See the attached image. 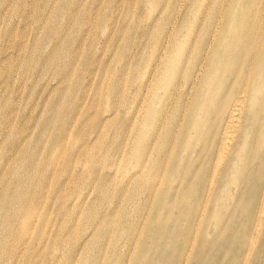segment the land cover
<instances>
[{
	"label": "bare ground",
	"instance_id": "6f19581e",
	"mask_svg": "<svg viewBox=\"0 0 264 264\" xmlns=\"http://www.w3.org/2000/svg\"><path fill=\"white\" fill-rule=\"evenodd\" d=\"M136 1L151 3L153 0ZM154 1H160L166 7L173 4V10L168 12L162 8L158 18H151L147 23H142L140 18L133 27L145 38L135 47H128V43L117 48L121 61L107 82L106 94L109 102L106 111L116 116L107 120L102 128L100 124L94 137L97 143L101 141V133L116 129V132H121L118 133L119 138L124 139L130 132L132 138L128 140H131L130 151L135 160L131 166V178L140 184L143 181L144 187L129 189V192L132 198L144 195L149 205L143 204L144 207L131 213L127 206L120 204L106 212L102 219L101 197L106 195V189L101 186L100 171L97 180L85 191L83 202H80L82 210L88 208L87 218L95 217L98 221L88 222L90 226L78 237L65 234V230L72 226V216L67 217L66 223L55 222L43 247L45 229L37 228L33 224L34 219L45 212L44 208L50 203L57 204L60 199L65 201L69 197V192L64 194L61 188L66 190L71 183L75 184V175L71 174L62 182H54V176L44 182L49 168L38 173L37 157L29 148V138L33 133L27 134L7 158L6 169L1 172L4 178L0 179V229L7 234L3 242H10V248L5 252L19 258L12 264H20L21 258L25 264H39L43 255V264H96L104 253L101 247L102 225L113 226L115 220L122 217L132 216L134 220L143 216L152 218L155 212H161L159 221L162 222L150 225L144 231L139 223L132 221L131 230L136 237L126 240V245L132 246L143 238L147 242L158 239L153 247L157 248L155 252L149 249L141 253L149 264H205L194 262L193 257L195 254L199 257L211 255V245L219 233L214 227L219 223L213 218L218 213L222 216L227 208L230 209L228 215L220 224L225 233L229 223H236L230 238L237 242V252L231 259L227 254L223 255L215 260V264H258L264 258V148L263 155L258 160L254 159L259 150L258 136L264 132V0ZM35 4L38 10L40 5L37 1ZM13 5L17 6V3ZM123 5L117 6L113 15L110 24L113 28L128 22L125 14L132 7ZM60 11V7L56 8L53 16L57 17ZM157 11L154 7L152 14ZM140 13H143L141 7ZM3 15L0 10V21ZM166 15L171 16L163 24L161 19ZM201 16L210 21L203 33ZM194 17L199 21H194ZM18 27L21 38L22 31ZM46 27L50 30L48 36L39 37L36 30L31 32L32 36L37 33L35 49L43 45L41 42L53 41L55 37L49 52L41 50L36 65L43 69L49 63L66 58L61 63L63 69L60 74L52 77L55 84L49 82L46 86L55 96L46 124H53L58 132V126L66 122L73 130L85 120L86 102L90 100L91 89L96 85L99 74L101 83H106L103 76L107 68L102 67L104 63L101 60L108 59L110 51L105 50L104 56L96 60H100V65L92 66L83 76L82 84L76 85L77 108L65 111L60 106L61 98L65 97V86L70 83L69 77L79 64L76 52L85 49L87 38L82 37V26L77 23L66 25L61 38L52 24ZM67 41L72 44L71 50L63 47ZM22 48L24 43L20 42L19 51ZM34 50L29 54V60L36 61L37 49ZM20 58V53L1 55L0 78L7 71V64ZM43 77L44 74L39 75V78ZM203 107L208 109L204 111ZM128 108V120H123V129L112 128V121ZM33 115L26 114L22 130L35 132L37 121L32 122ZM200 115L201 119L190 127L191 118L188 121L186 118ZM206 126L214 128L215 132H202L201 128ZM42 132L48 130L44 128ZM66 132L67 128L61 130L56 150L62 146L70 149ZM91 154L88 158L92 159ZM11 173L20 176L18 186L9 180ZM38 175L41 176L39 180ZM49 181H52L55 192L51 199L43 195ZM126 191L123 188L119 196H128ZM71 197L67 199L68 203L73 199ZM13 214L17 217L10 218ZM201 225L205 229L199 231L201 237L198 239V235L193 236L191 231ZM32 230L36 233L35 238L30 233ZM171 230L180 233L172 236L168 234ZM15 232H21L17 240L11 237ZM122 236L125 240L126 235ZM36 240L43 249L37 246L27 250L29 244ZM203 244L209 246L204 247ZM86 248L92 249L90 254L86 253ZM164 249L175 250L172 260L158 256ZM1 250H4L2 243ZM0 256V264H4V255Z\"/></svg>",
	"mask_w": 264,
	"mask_h": 264
},
{
	"label": "rangeland",
	"instance_id": "374dc122",
	"mask_svg": "<svg viewBox=\"0 0 264 264\" xmlns=\"http://www.w3.org/2000/svg\"><path fill=\"white\" fill-rule=\"evenodd\" d=\"M35 1L40 5L38 10ZM203 1L204 3L207 2V0ZM14 2L17 3V6H15L16 4L13 5ZM123 4L132 7L128 8L131 9L128 14L124 13L127 16L128 22L126 25L120 23L119 26L113 28L112 25H110L113 15L119 5L124 6ZM32 5L36 6L33 8ZM59 7L61 11L57 16L59 18H57L53 16V13L54 10ZM140 7L141 9L143 8L142 14L140 13ZM154 7L157 8L158 11L152 14ZM162 8H166L168 12H171L173 10V4L169 3V6L166 7V5H162L160 1L154 0L151 3L149 1L137 2L136 0H0V10L4 13L3 19L0 21V56L11 53L21 54L19 61L12 60V62L7 64V71L5 72L3 70L4 75L0 78V179L4 178L1 172L3 169L4 171L6 169V167L4 168V164L9 155L27 134L31 133H33V135L29 138V148L31 151L35 152L37 157L38 173L49 168L44 182L51 179L53 176L55 177L54 182L58 180L62 182L65 181V179L68 180L71 174L75 175V184L71 183L66 190L61 188V192L64 194L69 192V197L72 196L71 198L73 199L70 200L69 203L67 202L69 197L65 201L60 199L57 204L50 203L44 208L45 212L34 219L35 221L33 224L36 227L38 226L37 228L42 227L45 229L46 237L42 243L43 247L48 240V236L55 222L60 223L63 221L66 223L67 217L72 216L73 223L71 224L69 221L72 226L65 230V234L67 236L78 237L90 226L88 222L93 223L98 221V219L95 220V217L91 219L87 218L86 212L88 208L86 207L85 210H82L80 208V202H83V197L86 194L85 191L88 190L89 184L97 180L100 171L101 186L106 189V195L101 197V218L106 212L113 210L120 204L124 207L127 206L132 213V210L144 207L142 206L143 204L146 206L150 203L144 195L142 197L137 198L134 196L132 198L129 192V189L139 186L144 187L143 181L140 184L131 178L133 174L131 166L135 163V160L132 159L131 156V140H128L132 138L130 132H127V136L121 139L118 134L121 132H116V129L110 130L101 133V141H97V143L94 137L97 134L96 130L100 124L102 128L107 120L116 116V114L113 116L110 111H106V106H109L106 94L107 82L112 79L121 61L118 59V52L120 51H117V48H122V46L128 43L130 44L128 47H135L145 36L138 34L134 30V24H137L140 18L142 23H147L149 20H152L151 18H158V12L161 11ZM124 9H127V7ZM170 16H164L161 19L162 23L164 24ZM89 20L91 21L90 23H88ZM194 21L199 20H196V17H194ZM72 22L82 26L81 34H83V38H87V41L85 49L79 53L76 52L79 64L74 74L69 77L70 83L65 86V97L61 98L62 104H60V106L65 109V111L77 108L78 96L74 89L78 83L82 84L83 76L87 74V71L92 66L100 65V60H96L104 56L106 53L105 50L110 51V56L106 55L105 57L109 56L108 59L101 60V63H104L102 67L107 68V73L103 76L104 79L106 78V83H101V75L99 74L96 85L91 89L90 100L86 102V117L83 118L85 120L77 124L73 130L70 123L62 122L61 125L58 126L59 131L56 132V127H54L53 124H46V121L51 115V105L55 102V96H53L51 88L49 87L46 89V86L49 82H52V85L55 84L52 77L56 74H60L63 69L61 63H63L66 58L62 61L57 60L56 62L49 63L43 69L36 65L40 60L41 50H44V53L49 52L52 49L51 43H53L55 37L53 41L45 40L41 42L43 45L36 48V61H32V59L29 60V54L36 46L35 34L37 36L38 33L39 37L40 35L48 36L50 31L49 28L46 27L48 24H52L57 28L56 31H59L61 38V36H64V27L66 25L71 26V24H73ZM209 24L210 21L201 16L200 26L202 28V33L207 30ZM18 26H20V30L22 31L21 38H19ZM32 30L37 31L33 36L31 33ZM107 34H109V38H107ZM68 40L70 41L71 39L68 38ZM69 41H67L63 47L70 48L71 50L72 44L70 45ZM20 42L24 43V48H22L21 51L18 49ZM73 48L76 49L75 43H73ZM36 49L34 51H36ZM113 56L114 59L110 62ZM40 74H44L45 77L39 78ZM101 94L103 97L101 96V103H99L98 101ZM41 96L45 97L40 99ZM127 99H129V97H127ZM209 100L210 98L206 103H208ZM117 101H119V99ZM44 105L46 106L45 112L42 113ZM113 105L114 103H111V106ZM116 105L118 104L116 103ZM207 106L209 107V105ZM208 107H203V109H205L204 111H206ZM129 111L130 108H128L126 112L123 111L118 114L117 119L112 121L111 127H119L117 129L119 131L122 130L123 120H128ZM32 113L34 114L32 122L37 121L35 132L22 130L21 125H23V121L27 119L26 114L29 115ZM188 118H191L189 125L193 127V125L201 119V115L196 118L188 116L186 118L187 121ZM44 128H46L48 132H42ZM66 128L68 130L66 134L69 135V139L67 140H69V144H71L70 149L62 146L59 150H56L59 147H57V145L59 143V137L61 136V130L65 131ZM201 129H203L202 132H215V129L209 128V126ZM63 139L59 145L62 144ZM258 139L259 150L254 154L255 160H258L259 157L263 155L264 132L258 136ZM89 140L92 141L89 142ZM155 143L158 144V142ZM157 152L156 150V155ZM90 153H92V159L88 158V154ZM40 177L41 176L38 175V180ZM19 178V175H13V173H11L9 180H12L13 183L18 186L17 182ZM51 182L52 181H49L47 183L43 191V195H47L49 199H51L55 193L53 191L54 186ZM123 188L127 189L126 194H128V196L123 195L120 197L119 194H121ZM164 198L165 197H163V199ZM96 203H98V201ZM0 206H2L1 203ZM229 210L228 208L226 211L222 210L223 213L225 211L222 216L218 213V216L213 218L214 221L219 223L217 226L213 224L214 227L219 230V233L215 238V243L211 245V255L199 257L195 254V257H193V251L192 257L194 262L201 261L205 264H215V260L221 258L223 255L227 254L228 258L231 259L233 254L237 252V242L230 238L231 231L233 232L235 230L236 223H229V229L225 233H223L220 224L221 221L225 219L226 215H228ZM16 217V214L10 216V218ZM161 217V212H155L152 218L143 216L140 220H134L132 216L122 217L121 220L119 218L116 219L113 226L102 225L101 247L104 253L101 255V260L96 262V264H149L146 259L141 257V253H143V251H149V249L155 252L157 248L153 247H155L158 239H156L155 242H151V240L147 242L143 238L132 246L126 245V240L136 237L131 230L132 221L139 223L140 229L146 231L147 227L150 225L154 226L157 222L161 223L162 221H159ZM117 222L119 223L118 225ZM203 227L204 225H201V227L195 226L191 234L193 236L198 235L199 239L201 237L199 231L204 230L205 228ZM57 228L59 229L60 227ZM198 228L200 229L197 230ZM37 232L38 229L36 230V233ZM30 233L33 235V238H35L36 233L33 230ZM169 233H171L172 236H176L179 235L180 232L171 230L168 234ZM122 234L126 235L125 240ZM20 236L21 232H15L11 237L17 240ZM6 237L7 234L0 229V243L4 245V250L0 251V255H4V264H12L14 259L18 261L19 258L5 252L7 248H10V242H3V239ZM162 243L163 241H161V244ZM39 244L37 240L35 243L31 242L27 250L40 246ZM136 244L138 245L134 248ZM42 246H40L41 249H43ZM203 246L208 247L209 244H203ZM91 251L92 249L86 248V253L88 252V254H90ZM174 252L175 250L164 249L161 250L158 256H163L166 260H172L175 256ZM44 257L43 255L39 258V264L44 263ZM20 261V264H25L22 258ZM258 264H264V258L262 261L258 262Z\"/></svg>",
	"mask_w": 264,
	"mask_h": 264
}]
</instances>
